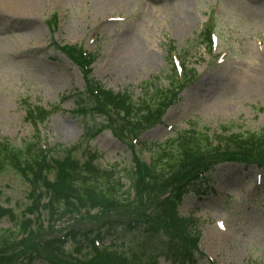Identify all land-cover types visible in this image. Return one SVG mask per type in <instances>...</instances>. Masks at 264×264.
<instances>
[{"label":"rangeland","instance_id":"obj_1","mask_svg":"<svg viewBox=\"0 0 264 264\" xmlns=\"http://www.w3.org/2000/svg\"><path fill=\"white\" fill-rule=\"evenodd\" d=\"M12 2L0 0V142L21 150L40 140L51 159L73 152L80 165L97 164L92 155L100 154L99 164L129 176L137 156L149 161L147 149L161 152L193 126L212 140L225 133L264 135V0H34L35 19ZM82 49L95 57L89 75L68 54ZM172 54L184 67V85L162 123L138 135L137 148L129 130L115 135L105 126L87 136L77 109L90 85L127 91L135 102L165 93ZM28 106L47 111L49 119L35 126ZM252 164L221 163L209 173L213 193L191 191L184 198L180 216L196 220L202 233L206 257L198 264H264V171ZM122 183L131 194L130 181ZM31 188L16 169L0 172V207L13 212L16 223L33 217L26 213L34 206ZM45 205L39 218L48 226ZM9 218L0 229L16 226ZM75 247L69 243L67 251ZM157 264L170 262L158 258Z\"/></svg>","mask_w":264,"mask_h":264},{"label":"trees","instance_id":"obj_2","mask_svg":"<svg viewBox=\"0 0 264 264\" xmlns=\"http://www.w3.org/2000/svg\"><path fill=\"white\" fill-rule=\"evenodd\" d=\"M70 56L77 63L82 58L78 51H71ZM170 86L165 93L157 91L135 102L128 93L92 85L77 109L87 136L99 135L105 126L114 132L120 129L133 133L153 126L176 100L174 90L179 83L175 72ZM26 111L35 126L49 119V113L38 107L28 106ZM114 119L121 122L120 127ZM225 134L215 141L199 129L177 135L173 145L154 153L151 172L146 173L136 158L137 169L129 176L94 163L80 165L72 159L73 153L63 161L51 159L42 151L40 140L21 150L0 142V172L16 169L32 186L34 206L26 213L37 216L19 224L13 212L0 207V224L9 217L16 223L0 229V264H157L160 257L171 264H195L198 225L189 226L177 219L176 204L190 191L199 194L206 190L205 176L210 166L251 158L263 137ZM238 154L240 157H236ZM92 157L96 160L97 155ZM52 174L54 179L50 178ZM123 179L130 181L131 194L123 192ZM164 195L168 197L153 205L158 196ZM43 202L49 212L48 226L39 218ZM186 237H192L194 248L185 245ZM106 240L109 245H104ZM127 242L138 244L137 250H126ZM69 243L76 246L74 253L67 251Z\"/></svg>","mask_w":264,"mask_h":264},{"label":"bare ground","instance_id":"obj_3","mask_svg":"<svg viewBox=\"0 0 264 264\" xmlns=\"http://www.w3.org/2000/svg\"><path fill=\"white\" fill-rule=\"evenodd\" d=\"M15 1H16L15 4L12 2L14 7H17L22 12H25V13H28V14L29 13L32 14L33 15V19L36 18L37 11H36V8H35V6L33 4L34 0H15ZM28 18H31V17L28 16ZM27 23H29V22H27ZM31 23L33 24V22H31ZM256 66L259 67V64H257Z\"/></svg>","mask_w":264,"mask_h":264}]
</instances>
